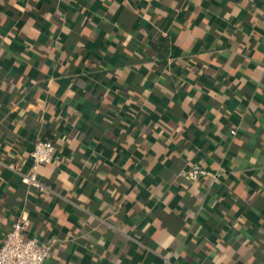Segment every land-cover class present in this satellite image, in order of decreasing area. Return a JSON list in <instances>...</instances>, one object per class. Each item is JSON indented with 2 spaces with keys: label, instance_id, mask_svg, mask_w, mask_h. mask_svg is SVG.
<instances>
[{
  "label": "crops",
  "instance_id": "1",
  "mask_svg": "<svg viewBox=\"0 0 264 264\" xmlns=\"http://www.w3.org/2000/svg\"><path fill=\"white\" fill-rule=\"evenodd\" d=\"M19 216L41 264H264V0H0V241Z\"/></svg>",
  "mask_w": 264,
  "mask_h": 264
},
{
  "label": "built area",
  "instance_id": "2",
  "mask_svg": "<svg viewBox=\"0 0 264 264\" xmlns=\"http://www.w3.org/2000/svg\"><path fill=\"white\" fill-rule=\"evenodd\" d=\"M230 134L234 131L229 130ZM30 170L27 174L21 175V180L27 185L37 189H46L36 176V168L41 164H47L54 159V148L49 140H36L30 151ZM8 167L16 171L15 164H8ZM208 173L204 168L191 165L180 170L178 175L190 182H196ZM26 228V220L19 216L8 230L3 234L0 241V264H41L50 256V248L47 244H39L31 238H27L23 231Z\"/></svg>",
  "mask_w": 264,
  "mask_h": 264
},
{
  "label": "trees",
  "instance_id": "3",
  "mask_svg": "<svg viewBox=\"0 0 264 264\" xmlns=\"http://www.w3.org/2000/svg\"><path fill=\"white\" fill-rule=\"evenodd\" d=\"M168 42L169 41H168L167 38H163V39H160V40H158V39L157 40H151V41H149V46H150V48L153 51H161L163 49H167L168 48V46H169ZM191 142H192L193 146L196 145L198 143V138H194ZM52 145H53V143H52ZM53 148H54V146H53ZM183 154H186V152L183 153ZM220 172H221V170H217V171L215 170V171H211V172L209 171V173L211 175H213V179L214 180H217V178H218L217 176L220 175ZM183 179H185L188 183H190V181L187 180L186 178H183ZM197 215L201 216L203 218H209V217H211L210 216L211 215V210L207 206H204L203 204L202 205L200 204V206L197 209Z\"/></svg>",
  "mask_w": 264,
  "mask_h": 264
}]
</instances>
